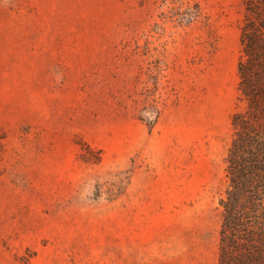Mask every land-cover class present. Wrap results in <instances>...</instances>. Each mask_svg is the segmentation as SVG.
I'll return each instance as SVG.
<instances>
[{
	"label": "rangeland",
	"instance_id": "374dc122",
	"mask_svg": "<svg viewBox=\"0 0 264 264\" xmlns=\"http://www.w3.org/2000/svg\"><path fill=\"white\" fill-rule=\"evenodd\" d=\"M245 0H0V264H219Z\"/></svg>",
	"mask_w": 264,
	"mask_h": 264
},
{
	"label": "trees",
	"instance_id": "16d2710c",
	"mask_svg": "<svg viewBox=\"0 0 264 264\" xmlns=\"http://www.w3.org/2000/svg\"><path fill=\"white\" fill-rule=\"evenodd\" d=\"M244 6L246 60L239 61L237 71L247 107L232 116L219 264H264V0H245Z\"/></svg>",
	"mask_w": 264,
	"mask_h": 264
}]
</instances>
